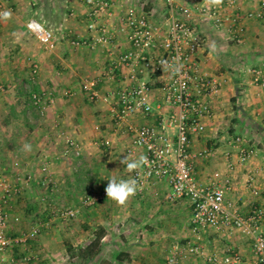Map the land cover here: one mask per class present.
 <instances>
[{
  "label": "crops",
  "instance_id": "obj_1",
  "mask_svg": "<svg viewBox=\"0 0 264 264\" xmlns=\"http://www.w3.org/2000/svg\"><path fill=\"white\" fill-rule=\"evenodd\" d=\"M187 1L178 0V5L185 4L180 8L182 11H177L178 16L195 24L205 40L196 59L203 71L226 78L223 87L207 98L211 114L205 118V131L192 136L190 150L193 154L208 150L206 156L194 158L193 174L197 182L207 185L215 172H221L219 182L226 187V200L242 215L248 216L255 204L264 206V88L255 82V76L249 71L253 66L264 70L263 21L244 20L243 42L233 43L203 20L194 0ZM259 1L242 0L240 5L245 11L258 10ZM0 2L4 9L0 14V85L6 86L8 91L13 85L12 90L19 92L21 81L32 76L37 65L36 74L42 90H51L56 96L55 103L34 122L30 112L19 106L16 110L22 111L19 116L24 118L23 121L16 118V104L0 99V173L13 182L17 174L35 178L40 175L41 166L47 163L58 182L55 196L67 203H74L75 196L83 188L90 194L104 192L109 178H133L121 160L125 157L137 160L142 150L128 154L134 138L129 127L164 124L173 111L165 102L164 89L172 77L171 72L163 67L159 71L149 69L138 73L151 85L153 110L151 113L138 111L122 125L114 117V100L107 103L101 97L135 83L128 66L115 69L113 75L107 74L120 55L130 49L126 34L119 29L120 18L134 7L145 12L164 34L168 28L167 0H111V13L101 22L108 25L114 40L108 46L96 48L72 42L75 38L95 35L87 28L88 7L79 0ZM5 13L10 15L5 18ZM31 18L53 30L54 50L45 49L29 32L27 23ZM159 53L155 50L154 56ZM85 82L99 98L91 99L90 93L84 90ZM36 88H40L37 83ZM66 91L72 94L66 96ZM237 135L248 138L256 146L257 154L247 163L230 169L229 160L236 156L234 138ZM66 137L81 144L84 161L81 166L80 160L73 155L71 162L63 158ZM106 140L110 141L109 146L103 144ZM25 144L31 145L30 151L24 150ZM227 153H231V158ZM249 175L255 178L258 195L247 183ZM225 178L230 179L228 183ZM30 184L35 191L33 181L24 180L25 189L29 190ZM170 189L167 180L159 179L149 182L125 206H119L107 197L87 206L86 211H80L77 216L80 225L71 234L72 245L62 250L65 258L70 257L72 262L79 264H92L93 261L95 264H164L176 244L192 242L209 252L236 250L245 264H259L253 254L251 238L236 229L218 231L209 228L194 232L191 202L186 198L170 200ZM19 197L21 195L14 196L4 207L11 218L17 215L22 218V222L10 221L9 234L31 228L28 225L31 217H25L27 202ZM262 228L264 231V222ZM60 231L65 230L46 233L33 242L34 245L37 243L33 264H59L62 261L58 259L57 245H53L57 244ZM84 239L87 240L83 242ZM16 249L7 254L18 253ZM46 257L51 262L57 261L45 262ZM202 263L201 258L191 257L180 264Z\"/></svg>",
  "mask_w": 264,
  "mask_h": 264
},
{
  "label": "built area",
  "instance_id": "obj_2",
  "mask_svg": "<svg viewBox=\"0 0 264 264\" xmlns=\"http://www.w3.org/2000/svg\"><path fill=\"white\" fill-rule=\"evenodd\" d=\"M88 7L87 28L95 35L90 38H75V45H84L96 48L98 45L108 46L113 43L114 36L107 24L101 22L106 15H110L111 0H79ZM242 0H194L198 13L205 22L211 23L218 32H221L226 40L233 43L243 42V22L246 19L264 20V0L259 1L258 10L245 11L240 2ZM169 15L167 17V31L163 34L158 25H155L145 12H139L135 8L127 10L120 18L119 29L126 34L130 49L120 55L117 61L110 66L108 75H113L115 69L128 66L132 69L131 76L134 85L112 91L101 97L104 102L114 100V117L118 124L122 125L128 118L138 111L151 113V85L141 79L138 73L145 70L159 71L167 67L171 72V79L165 85V102L172 108V113L161 126L144 125L138 128L129 127L134 132L132 145L128 148V154L133 155L137 150H142L146 163L137 173L132 172V177L138 181L140 194L149 182L165 179L170 184L169 199L172 201L186 198L191 202L193 212L191 228L194 232H200L209 228L215 230H238L252 240V250L259 264H264V206L254 205L248 216L242 215L231 202L226 200V187L220 184L221 172H215L209 184L204 185L194 177L193 160L197 156H206L208 150L193 154L190 150L193 135L205 131V118L211 114L210 104L207 98L215 95L226 82L224 76L210 74L202 70L196 54L203 46L204 38L195 24L181 19L177 11H182L178 0H167ZM187 10V9H185ZM4 12L0 2V14ZM27 27L29 32L47 50H54L56 46L55 34L52 29L35 18H31ZM160 53L154 56V51ZM255 82L264 88V70L260 67H250ZM38 72L37 65L33 68V75ZM84 90L90 93L92 100L99 95L92 91L90 84H83ZM4 86L0 85V93ZM71 91L65 95L70 96ZM30 101L41 115L47 108L55 103V96L51 90H30ZM237 149L235 159L231 153H227L229 168L233 169L238 164H245L257 154L256 146L245 136L237 135L234 138ZM104 145L109 146L106 140ZM81 144L66 137V147L63 157H79L82 154ZM135 160V159H132ZM42 184L52 183L49 166L44 163L41 166ZM31 175L17 174L13 182L8 176L0 173V254H5L16 247H24L19 253H13L6 264H32L35 256L28 251L29 244L36 240L40 234L38 225L15 237L9 234L10 221H20L19 216L11 218L4 208L11 199L24 188V180H31ZM229 178H225L226 183ZM247 183L255 195L259 190L255 185L252 175L247 177ZM106 193H91L84 198V203L91 206L106 198ZM79 210L74 207L59 209L56 215L59 219L69 221L78 216ZM191 257H199L202 264H245V261L236 250L226 253L209 252L204 247L188 242L176 244L174 249L166 257L164 264H180ZM6 258L3 257L4 261Z\"/></svg>",
  "mask_w": 264,
  "mask_h": 264
},
{
  "label": "rangeland",
  "instance_id": "obj_3",
  "mask_svg": "<svg viewBox=\"0 0 264 264\" xmlns=\"http://www.w3.org/2000/svg\"><path fill=\"white\" fill-rule=\"evenodd\" d=\"M179 1L181 2V0H179ZM183 1H185V0H183ZM183 5H185V4H183ZM262 21H263L262 24L264 25V20H262ZM208 25H210V24H208ZM39 81L40 80L38 78V74H36V75L32 74V76L29 75V78L23 79L21 81V87H20L19 92H15L12 90L13 85L10 86L11 91H8L7 87L4 86V91L2 92L4 94L0 93V99L3 98L4 99V100L2 99L3 101L9 102L11 104H14V103L16 104L15 105L16 106L15 107L16 118L19 117L20 119H22V121L24 118L23 116H19V114H23V112L22 111L19 112L16 110L17 106H19L21 108V110L25 109L26 111L28 110L30 112L31 120L33 122L37 119H41V117H42L41 113L37 109H34V106L32 105V103L30 101V97H29L30 96V90L42 91L41 83ZM36 83L38 84V86L40 88H36ZM82 154L79 157L75 156V158H77L78 161L80 160L79 162L81 164L79 166H81L84 162L83 158H82V156H83ZM71 157H73V156H68L67 158H65V157H63V158L68 160L69 162H71L72 161ZM77 168H78V166H77ZM49 170H50V168H49ZM50 173H51V170H50ZM16 176L13 177L14 181H15ZM51 176H52V173H51ZM42 178H43V176H42L41 172H40V175L38 174L35 178L32 177L31 180L33 181V184L36 186L35 191H32V185L30 184V186L28 187V188H30L29 190L25 189V187H24L22 189V191L19 194H17L19 196L21 195V197H19L20 200L23 199V201L27 202L24 205L26 207V212H28V214L27 213L25 214V217H27V216L31 217L29 219L30 221H29L28 225H30L31 228L35 225L39 226L40 234H39L37 240H40L41 239L40 236L46 235V233L57 232V230H65L64 232L60 231V234L58 235V240L56 241L57 244L56 243L53 244L54 247H56V245H57L56 248L59 251V253H58L59 258L58 259L62 260V261H60L61 264H79L78 261L72 262L70 257L65 258V254L63 252L64 249L66 248V246H68V248H69V246H71L73 243V242H71L72 241L71 240V238H72L71 234L74 233L76 227H79V225H80L77 223V220H76V219H78V217L75 219L69 220V221L61 220L57 217L56 211L59 209L68 208V207L77 208L79 210V212L80 211L81 212L86 211L87 205L84 203L83 200L90 193L89 192L87 193L88 190L86 188H83L79 192V194H77L75 196L74 203H72L70 201L68 203H67V201L62 202L58 196H55V193L57 192L56 191V188H57L56 184H58L56 179L52 176L53 181H52V183H50L47 186V185L42 184ZM52 187L54 190L52 189ZM46 188H49L50 190L47 191ZM17 195H15V196H17ZM28 200H29V202H28ZM80 213H78V214L80 215ZM20 221L22 222V218H20ZM26 231H27V228L23 229L21 232L11 231L10 235L15 237L17 235H20V234L26 232ZM86 240L87 239H84L83 242H85ZM34 241H32L29 244L28 251L33 252L34 247L37 245V243L34 245V243H33ZM60 246H61V248L59 250ZM17 248H18V250L16 249V252H18V253L24 250V247H17ZM35 250H36V248H35ZM69 253H71V252H69ZM33 254L35 256L36 252H33ZM40 254L42 256L43 252ZM11 255L7 254V253L5 254V256L0 255V262H1L0 264H6L8 258H10ZM3 257L6 258L4 261L2 260ZM38 258H40V256H38ZM43 260H45V262L49 261V263L57 261V259H53L51 262V259L49 257H46ZM34 261H36V260L34 259ZM92 264H95V262L93 261Z\"/></svg>",
  "mask_w": 264,
  "mask_h": 264
},
{
  "label": "clouds",
  "instance_id": "obj_4",
  "mask_svg": "<svg viewBox=\"0 0 264 264\" xmlns=\"http://www.w3.org/2000/svg\"><path fill=\"white\" fill-rule=\"evenodd\" d=\"M214 3H219L220 0H213ZM10 13H5L4 16L7 18ZM24 150L30 151L31 145H23ZM121 163L126 165L125 169L127 172L131 173L136 171L137 173L146 163V158L141 156L137 160H129L128 157H125L121 160ZM108 184L105 188L106 196L109 200H112L119 206H125L129 199L138 191V181L136 178L129 179H117L112 177L108 179Z\"/></svg>",
  "mask_w": 264,
  "mask_h": 264
},
{
  "label": "trees",
  "instance_id": "obj_5",
  "mask_svg": "<svg viewBox=\"0 0 264 264\" xmlns=\"http://www.w3.org/2000/svg\"><path fill=\"white\" fill-rule=\"evenodd\" d=\"M97 238H98V239H100V237H99V236H97Z\"/></svg>",
  "mask_w": 264,
  "mask_h": 264
}]
</instances>
